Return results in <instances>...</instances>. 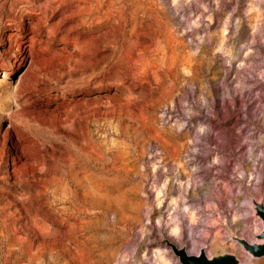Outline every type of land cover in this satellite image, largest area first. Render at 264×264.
I'll use <instances>...</instances> for the list:
<instances>
[{"label": "rangeland", "instance_id": "1", "mask_svg": "<svg viewBox=\"0 0 264 264\" xmlns=\"http://www.w3.org/2000/svg\"><path fill=\"white\" fill-rule=\"evenodd\" d=\"M93 2L89 16L74 0H0V264H148L166 238L188 251L175 204L200 212L203 245L253 240L264 0ZM227 185L215 207L212 188ZM97 235L115 239L97 250ZM225 251L248 263L239 245Z\"/></svg>", "mask_w": 264, "mask_h": 264}, {"label": "bare ground", "instance_id": "2", "mask_svg": "<svg viewBox=\"0 0 264 264\" xmlns=\"http://www.w3.org/2000/svg\"><path fill=\"white\" fill-rule=\"evenodd\" d=\"M74 1L77 2L79 7H80L79 8V13L80 14H82V15L83 14H87L89 16H94L97 13V4L95 5L93 0H74ZM111 29L113 31H115L117 29V27L116 26H111ZM93 32H95V31H93ZM106 50H107V47L105 49H98L97 56H100V55L104 54L103 52H105ZM9 110H10V106L9 105L8 106H4V105L1 106L0 105V116L3 115L2 113H4V112L6 113ZM13 117L16 118L17 122H20V123L24 124V126H28L29 125L28 124L29 122L26 121L24 119V117H22L20 115L19 111L13 113ZM74 162H76V161L74 160ZM70 172H71L70 173V178L74 181L75 184H77V186L81 187L82 189L86 188L85 189L86 192L88 193V195L91 197V199L93 201L95 199L98 200L100 198H103V199L106 198V195L101 193L100 187L96 188L94 185L93 186L87 185L86 181H87L88 177L85 174H84V176L83 175L80 176V174L74 169V165H73V168L70 170ZM257 176H258L259 181H261V178L264 176V171L261 172V173H257ZM230 186L227 185V187L224 188V189L217 188V187H213L212 188L211 196L215 200L214 201L215 207H218L220 204L221 205L223 204V201H222L223 197H224L225 193H227L229 191V188H231ZM254 190H255V188H254ZM256 191H258L257 187H256ZM255 194H257V193L255 192ZM161 195H162V191L158 190L157 197H161ZM258 196H260V195H258ZM258 196L257 195H256V197L253 196L250 199V204H252L251 205L252 214L257 216L261 220V223H262V226L259 223L256 224V227L254 229V233H256V236L259 235L260 233L264 232L263 220H262V218L260 216L257 215L258 206L262 205L263 209H264V203L260 200V198ZM173 208L175 210H177L175 213H173L171 215L173 217L172 219L175 220L176 226L172 229L171 232L173 233V235L177 236V238L179 240H180V237L182 236L181 231H180L181 227H182V223H181L182 219L183 218H188L190 220V224H191L190 235H189L188 240H187V245H188L187 247L189 249L187 251L181 245L180 246L177 245L171 238H166L165 241L162 242L163 244L161 245V247L158 250H155L153 253H151L150 257H146V261H147L148 264H169L168 260L166 258V251H171L172 253H174V255H178L180 260H181V262H182V264H185L183 262L184 254H186V256H192V255L199 256V255L202 254V255H206L208 258H213L215 256H218V255H221V254H226V253L234 254L235 257L238 260V264H245V263H243L240 260V258L238 257V255L236 253H233L232 251L231 252L225 251L226 249H228V250L235 249V247H237V245H239L240 249L243 252L248 254L247 257H244V258H246L245 260H248V263H246V264H255L252 259L264 258V256H261V257L253 256L252 253L247 251L243 247L241 242L238 241V239H243V237L237 236V235H235L233 233L231 234L232 240H231L230 244L227 243L225 241V239H223L221 237V234L219 232H216L215 234H213V236H212V238L210 240V243L208 245H203L197 238H195V235H197V233L200 232L194 226L196 224L198 218L200 220H202L201 217L197 218V215L199 216L200 212H195V211L188 212L187 209L181 211V208L178 207L176 204L173 205ZM198 208H200V206ZM234 216H237V215L235 214ZM235 222H236V219H235ZM243 227H244V225H243ZM238 228H239V226H238ZM240 228L242 229L241 225H240ZM244 228H246V227H244ZM259 229H261V231ZM208 235H209L208 229L205 230V231L200 232V236L201 237L206 238ZM114 239H115V236H113V235H105V236L104 235H97V250H102V249L106 248L107 246L111 245L113 243ZM248 242L251 243V244H254V243L262 244L263 243V239H258L257 237H254L253 240L250 239V241H248ZM216 250H222L223 252H218V253L212 254V252L216 251ZM258 264H264V260L261 261Z\"/></svg>", "mask_w": 264, "mask_h": 264}, {"label": "water", "instance_id": "3", "mask_svg": "<svg viewBox=\"0 0 264 264\" xmlns=\"http://www.w3.org/2000/svg\"><path fill=\"white\" fill-rule=\"evenodd\" d=\"M257 215L260 216L263 220L264 224V209L262 205L258 206ZM258 239H263V243H254L251 244L245 239H238L239 242L243 245V247L252 253L255 257H261L264 256V232L260 233L256 236ZM183 262L185 264H238V260L235 257L234 254H221L218 256H215L213 258H208L206 255H192V256H186L184 254Z\"/></svg>", "mask_w": 264, "mask_h": 264}]
</instances>
